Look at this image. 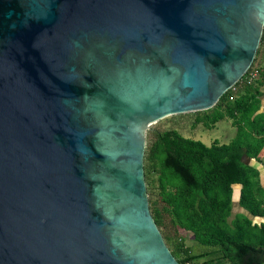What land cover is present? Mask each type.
Segmentation results:
<instances>
[{"label": "water", "instance_id": "1", "mask_svg": "<svg viewBox=\"0 0 264 264\" xmlns=\"http://www.w3.org/2000/svg\"><path fill=\"white\" fill-rule=\"evenodd\" d=\"M263 30L264 0H0V264H179L147 132L212 109Z\"/></svg>", "mask_w": 264, "mask_h": 264}, {"label": "trees", "instance_id": "2", "mask_svg": "<svg viewBox=\"0 0 264 264\" xmlns=\"http://www.w3.org/2000/svg\"><path fill=\"white\" fill-rule=\"evenodd\" d=\"M261 54L264 30L253 63ZM253 70L252 64L212 109L194 114V126L207 129L228 120L235 129L229 144L205 146L174 129L147 132L149 208L179 264H264V186L258 169L248 164L259 162L264 150V68L256 69L258 76L250 81ZM234 185L241 187L238 207L251 218L240 213L229 221ZM183 233L199 252L186 245Z\"/></svg>", "mask_w": 264, "mask_h": 264}, {"label": "rangeland", "instance_id": "3", "mask_svg": "<svg viewBox=\"0 0 264 264\" xmlns=\"http://www.w3.org/2000/svg\"><path fill=\"white\" fill-rule=\"evenodd\" d=\"M253 68L256 69H263L264 68V57L261 54L258 56L255 63H253ZM195 113H188V114H182L177 116H172L165 118L156 124H153L149 131H155V132H161L165 130L174 129L176 130L182 137L186 139H192L195 141H200L205 146H210L213 142L217 141L220 145H227L230 143V141L233 139L235 135V129L231 126L230 122L228 120H222L218 122L214 128L207 129L203 126V124H198L194 126L195 122ZM199 114V113H198ZM153 180H155V176H153ZM155 185V193L157 192L156 189V181L153 182ZM244 214L247 215L249 218H251L246 212L242 211L238 205L236 204V201H234L232 215L229 218V221L234 218L237 214ZM260 220H257L256 222H259ZM183 236L186 240V245L191 246L195 249V252H199V250H196V246L200 248L199 245H195V243L190 239L189 235L186 233H183Z\"/></svg>", "mask_w": 264, "mask_h": 264}, {"label": "crops", "instance_id": "4", "mask_svg": "<svg viewBox=\"0 0 264 264\" xmlns=\"http://www.w3.org/2000/svg\"><path fill=\"white\" fill-rule=\"evenodd\" d=\"M263 102H264V97H263ZM248 164L250 166L255 167L256 169H258V171L260 172V182L261 184L264 186V150L262 152V155L260 157L259 162L254 161V160H249ZM241 209V208H240ZM242 210V209H241ZM244 211V210H242ZM246 212V211H244ZM247 213V212H246Z\"/></svg>", "mask_w": 264, "mask_h": 264}, {"label": "built area", "instance_id": "5", "mask_svg": "<svg viewBox=\"0 0 264 264\" xmlns=\"http://www.w3.org/2000/svg\"><path fill=\"white\" fill-rule=\"evenodd\" d=\"M258 76V72L256 70H253L250 74H249V80H253Z\"/></svg>", "mask_w": 264, "mask_h": 264}]
</instances>
